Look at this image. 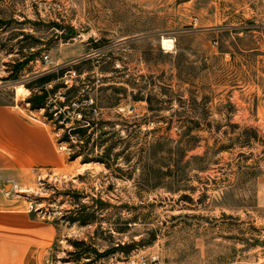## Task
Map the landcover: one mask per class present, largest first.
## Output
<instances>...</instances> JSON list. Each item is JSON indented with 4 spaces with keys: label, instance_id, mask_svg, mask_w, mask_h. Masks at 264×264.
I'll list each match as a JSON object with an SVG mask.
<instances>
[{
    "label": "rangeland",
    "instance_id": "rangeland-1",
    "mask_svg": "<svg viewBox=\"0 0 264 264\" xmlns=\"http://www.w3.org/2000/svg\"><path fill=\"white\" fill-rule=\"evenodd\" d=\"M0 17L2 104L47 124L33 79L71 65L46 89L96 87L98 117L162 143L158 176L125 177L47 124L58 163L16 197L52 228L45 264H73L74 241L115 249L103 264H264V0H0Z\"/></svg>",
    "mask_w": 264,
    "mask_h": 264
},
{
    "label": "trees",
    "instance_id": "trees-1",
    "mask_svg": "<svg viewBox=\"0 0 264 264\" xmlns=\"http://www.w3.org/2000/svg\"><path fill=\"white\" fill-rule=\"evenodd\" d=\"M13 23V19L6 20L0 17V31L8 29ZM29 24L30 21H29ZM27 39L34 40L32 35H26ZM0 49L10 51V48L0 42ZM36 55L32 54L23 62H19L15 67L14 78L34 59ZM88 62V61H87ZM86 63V62H84ZM83 64V63H81ZM67 65L57 67L48 73L37 75L33 79L35 88H31L32 95L28 100L33 111H48L45 118L47 124L54 127L55 134L60 135L58 142L68 145L72 152L71 159L83 158V162H98L103 164L108 170L121 173V175L132 176L138 170L142 172V177L151 179L158 176L157 168L158 150L162 146L159 137L148 139L143 138L139 130L140 125L120 124L121 129L116 130L118 126L115 122H105L97 116L102 108V103L93 100L92 104L84 105V101H89L90 93L96 87H89L87 91L82 86L73 85L70 87L66 81L56 84L51 90H47L45 85L53 82L57 78H63L66 73ZM65 90V91H64ZM90 90V91H89ZM84 91V93H82ZM64 97V101H59L57 95ZM54 96L49 101L50 96ZM149 105L148 110L153 112L154 105L150 99L146 101ZM150 134L151 132H146ZM127 168V170H124ZM104 205V203H100ZM86 209V207H83ZM90 214L80 212L79 217H70L69 221L79 222L80 225H87L90 222ZM74 251L68 253L65 263L73 264H103L115 249L101 251L94 243L85 241H74Z\"/></svg>",
    "mask_w": 264,
    "mask_h": 264
},
{
    "label": "crops",
    "instance_id": "crops-1",
    "mask_svg": "<svg viewBox=\"0 0 264 264\" xmlns=\"http://www.w3.org/2000/svg\"><path fill=\"white\" fill-rule=\"evenodd\" d=\"M57 163L52 129L0 101V264H45L52 228L16 197Z\"/></svg>",
    "mask_w": 264,
    "mask_h": 264
},
{
    "label": "built area",
    "instance_id": "built-area-1",
    "mask_svg": "<svg viewBox=\"0 0 264 264\" xmlns=\"http://www.w3.org/2000/svg\"><path fill=\"white\" fill-rule=\"evenodd\" d=\"M48 62V56H45L44 57V63H47Z\"/></svg>",
    "mask_w": 264,
    "mask_h": 264
},
{
    "label": "bare ground",
    "instance_id": "bare-ground-1",
    "mask_svg": "<svg viewBox=\"0 0 264 264\" xmlns=\"http://www.w3.org/2000/svg\"><path fill=\"white\" fill-rule=\"evenodd\" d=\"M164 43H166V41H165ZM167 43H168V42H167Z\"/></svg>",
    "mask_w": 264,
    "mask_h": 264
}]
</instances>
